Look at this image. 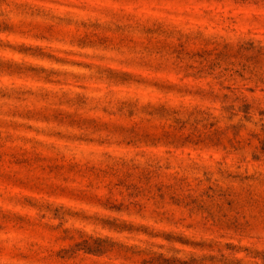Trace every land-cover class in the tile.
<instances>
[{"label": "rangeland", "instance_id": "rangeland-1", "mask_svg": "<svg viewBox=\"0 0 264 264\" xmlns=\"http://www.w3.org/2000/svg\"><path fill=\"white\" fill-rule=\"evenodd\" d=\"M0 264H264V0H0Z\"/></svg>", "mask_w": 264, "mask_h": 264}]
</instances>
